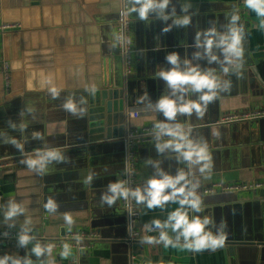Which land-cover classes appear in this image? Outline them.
<instances>
[{"label": "crops", "instance_id": "crops-1", "mask_svg": "<svg viewBox=\"0 0 264 264\" xmlns=\"http://www.w3.org/2000/svg\"><path fill=\"white\" fill-rule=\"evenodd\" d=\"M251 2L253 7H249L246 0H170L165 10L169 19L163 20L157 12H151L147 20H141L138 13L128 12L129 8L139 5L123 0L127 12V18L124 19L127 35L122 48L119 41L117 45L111 31L112 15L118 12V0H40L36 6L31 4V0H0V22H16L23 27L22 31L5 34L0 40L2 56L10 67V87L12 69L21 57L31 62L33 68H43L32 74L30 93H27V112L20 114L27 123L24 127L25 137L29 139L32 149L41 141L40 146L69 155L66 165L47 174L49 181L44 184L45 205L49 200L56 205L54 210H48L49 215L56 223H65L67 233L81 231L95 234V242L99 243L97 245L108 246L112 256L118 259L125 258L124 253L129 246L125 243L128 237L127 217L119 198L112 205L103 200L105 195H113L109 186L118 183L124 163L122 145L103 144L99 151L87 155L84 163L78 162L85 157V153L84 156L77 155L83 151L78 145L77 133L79 88L84 81L78 71L82 67L93 66L96 73L100 72L108 79L125 80L128 85L127 110L140 113L137 119L127 123L128 129L153 126L158 131H165L157 125H167L178 133L165 142L137 147L136 179L138 189H146L145 192L141 191L143 195L147 196L150 180H161L165 176L175 179L181 172L189 178L191 189L194 185L195 195L201 201L211 195L205 194V190L217 183L264 180V119L252 123L241 122L242 125H220L219 122L222 116L229 113L264 109V71L261 74L260 70L249 69L246 62L247 42H241L239 38V48L242 50L240 57H228L225 52L227 45L217 47L214 44L211 55L206 52V57L196 59L195 52L189 65H181V60H178L175 67L181 72L193 68L201 73L211 71L217 79L218 87L213 90L215 98L206 106L200 97L208 89L196 91L190 84L173 88L158 76L160 71H169L174 67L166 57L175 52L176 46L167 40L175 33L187 32L195 38L198 26L210 25L220 31L226 29L228 43L231 44L232 29H237L239 36L241 26L246 23V31L251 34V45L264 49V37L259 36L258 44H255L254 33L258 32L252 29L253 24L264 29V16L254 10L258 0ZM186 5L187 12L183 11ZM184 15L191 16L190 24L186 27L175 25L174 19ZM3 16L9 20H4ZM233 17L238 19L233 21ZM28 35L32 36V41H29ZM109 43L110 48L107 50ZM140 45L142 47L137 49ZM146 45L150 46L146 48ZM170 45L172 48H166ZM150 47H153L152 50H147ZM216 49L217 59L211 60ZM117 53L119 56H114ZM229 58L231 63L228 62ZM248 59L250 61L249 55ZM179 67L187 69L181 70ZM224 68L229 71L225 73ZM45 73L47 84L46 88H42ZM2 94L3 83L0 78V96ZM163 98L175 101L177 107L189 101L200 102L204 108L203 115L195 111L191 115L177 112L173 119H168L157 107ZM0 106L6 104L1 102ZM4 113V116H0L2 140L13 135V128L8 123L12 114L6 108ZM214 126L220 129L216 136L210 131ZM36 133H39V138L34 135ZM173 139L181 144L191 142L194 146L206 144L211 167L202 172L203 161L191 163L184 159L181 153L188 151L187 147L180 151L174 146L162 150L158 147ZM17 152L16 148L8 147L5 150L6 154ZM10 159L14 160V157ZM3 160L7 162V159ZM4 172L5 169L1 168L0 222L16 224L17 227L10 229L34 232L37 214L28 179H17ZM89 176L92 177L90 181ZM172 191L168 188L165 194H171ZM237 194L233 203L208 207L202 201L203 210L200 212L191 210L188 205L183 207L190 219L198 217L203 220L207 217L211 220L205 231H210L214 236L221 233L226 235L225 244L220 248L228 252L230 264H264V190ZM147 203V199L138 203L140 218L136 226L139 238H142L140 228H143L146 237H154L157 241L163 229L150 233L147 228L156 226L153 223L156 220L166 222L169 214L181 205L178 197L155 208H149ZM13 205L18 206L20 211L9 218L7 213ZM66 217L71 218V224ZM55 231L57 233V229ZM38 244L44 250L39 256L31 251L29 242L0 244V259L7 257V264H13L14 261H19V264H67L69 258L77 260V253L73 249H67L65 255V250L49 251L44 244ZM91 250L87 264H98L100 259L93 257ZM61 254L63 261L60 259ZM186 262V258L177 259L178 264Z\"/></svg>", "mask_w": 264, "mask_h": 264}, {"label": "water", "instance_id": "water-1", "mask_svg": "<svg viewBox=\"0 0 264 264\" xmlns=\"http://www.w3.org/2000/svg\"><path fill=\"white\" fill-rule=\"evenodd\" d=\"M39 1L40 0H31V4L33 6H36L37 2ZM118 5L119 16L118 12L117 14L114 13L112 15L113 19L111 24V31L112 35L117 41V45L119 41L121 47L123 48V45L126 41L125 36L127 35L126 25L124 22V19L127 18V12L126 4L123 3V0H118ZM4 20L8 21L9 19L4 18ZM205 27L207 28L205 29ZM246 28L247 24L244 23L239 30V38L241 42H247L248 44L247 54L250 57V61L247 55L246 62L250 70H260L262 74V71H264V49L260 48L259 46L253 47L251 45V34L246 31ZM211 29H215V35L211 38L216 43H219L222 37H228L226 29L220 31L216 27L204 25L200 27L198 26L197 31V33H200V46H197V33L195 38L190 32H187V34L175 33L167 40V42H172V44H175L176 49L174 53L177 54L179 59L181 60L179 61L181 65H189L190 60L195 52L196 59L206 57V52L208 51L204 46L205 40L207 38L205 34L208 33ZM252 29L258 32L254 33L255 44H258L259 36H261L262 38L264 37V29L262 28V26L261 28H258L256 24H253ZM22 30L23 27L21 28V31ZM28 37H30L28 38L29 41H32V36L28 35ZM147 46L149 47L150 45H146V48ZM141 47L142 46L140 45L137 49ZM109 48L110 43L107 46V50ZM152 48L153 47H150L147 50H152ZM166 48H172V45ZM216 54L217 49L215 50V53H213V56H216ZM114 56H119V53L115 54ZM186 61L188 62L186 63ZM86 62L88 63V58ZM94 68L95 67L93 66H87L82 67L78 71L79 77L84 80L80 85L78 98V145L83 149V151H81L77 155L84 156L85 153V157L79 159L78 162L80 163L85 162L87 155L91 156L95 152L99 151V149L102 148L103 144L120 143L124 151V143L122 141V137L128 130V124L125 117V114L128 111L127 108L129 107L127 94L128 85H126L124 79L121 80V82L119 78H115V81L113 79H108L102 73H96ZM179 68H181V70L187 69V67ZM33 69L35 71H33ZM42 69V67L33 68L31 66V62L21 57L20 61L16 63L15 68L12 69L11 72V90H9L7 94H2V96H0V103L3 102V104H6V106L4 107L0 106V116H4L5 108L8 109L10 115L12 114V117H9L10 119L8 123L13 128V135H11L6 140L0 139V169L4 168V174H10V176H13L17 179H21L24 177L28 179L27 183L31 186L30 194L33 195V204L35 205L37 214V222L33 226L35 228L34 235L36 237L43 236L44 239H47L63 237L68 232L66 224L62 222L56 223L54 219L49 215L48 209L45 208L44 195L46 189L44 184L49 181V179L47 178V174H50L64 167L66 165L65 161L67 160V156L69 155L64 154L61 151H57L60 158L53 159L48 162L43 170L29 169L26 163H22V161H25L29 158H36L37 152L43 153L46 151H53L51 148L44 145L40 146L41 141H38L39 145H37L35 149H32L31 144L28 143L29 139H27L24 134V127H26L27 125L26 120L23 116L20 117V114L22 112H27L29 98V94L27 93H30L29 89L31 76L33 73H37V70ZM45 77L46 73L42 79V88H46L47 83ZM252 122L258 121L253 120L248 123ZM234 125L242 124L234 123ZM212 128L215 129L217 133L220 130L217 126H214ZM213 129H211L210 131L213 132ZM13 140L16 141V144H20L23 147L18 148L16 144L12 143ZM215 144L216 143L213 142V146H215ZM8 147L16 148L18 149V152L13 155L6 154L5 150ZM11 157H14V160L10 159ZM3 159H7V162ZM255 177L258 178V176ZM179 187H185V195L188 192H196L193 184L191 189L189 178H187L186 176L185 180L180 181L178 188ZM141 191L145 192L146 189L141 188ZM237 195V193L222 194L219 192H213V194L204 197L202 201L203 204L208 207L218 206L220 204L235 202L237 199ZM177 197L179 198V200L184 199V195L178 194ZM188 199H190V196L188 197ZM9 227L11 228L17 226L16 224L10 223L8 221L0 222V230L4 228L10 229ZM138 227H140L139 224ZM56 229L57 233H55ZM148 229L149 228H147V231ZM140 231H142V238L139 242L131 246H128L126 244L128 247L126 252L124 253L125 258H115L112 256V253L110 252L108 246L102 247L101 244L97 245L99 244L98 242H93V249L90 248L89 250L79 253L75 263H72V258L66 260V263L68 264L69 262L70 264H87V260H89L88 255L90 254V250L92 249V256L100 259V261H98V264H111L112 262L114 264H178V258H186L187 262L185 264H230V256L228 252L223 251L220 247L216 249L208 247L199 250L185 247V245L191 243L194 238L190 237L186 241L184 237L180 235L182 229L174 231L171 227L163 228V232L171 241V243L167 245L160 239L153 243L145 242V229L140 228ZM29 243L31 251H33V249L39 245L38 243H42L46 246L44 241H29ZM60 259L61 261L64 260L62 254L60 256Z\"/></svg>", "mask_w": 264, "mask_h": 264}, {"label": "clouds", "instance_id": "clouds-1", "mask_svg": "<svg viewBox=\"0 0 264 264\" xmlns=\"http://www.w3.org/2000/svg\"><path fill=\"white\" fill-rule=\"evenodd\" d=\"M129 3L133 5H139V7L133 6L128 9V12H136L138 13L141 20H147L149 14L151 12H157L159 17L163 20L169 19L167 15H165V10L168 8L170 0H129ZM246 3L249 7H253L251 0H246ZM188 6L186 5L183 8V11L187 12ZM254 10L258 12L259 15L264 16V0H258V3L255 5ZM173 15L175 13L173 12ZM238 19V17H233V21ZM191 22L190 15H184L183 17L174 19L175 25L188 26ZM169 29H165L168 31ZM206 35L205 47L211 55V50L214 44L219 47L220 45H227L225 48V52L228 57L235 56L240 57L242 55V50L239 48V36L238 30L232 29V42L228 43V37H222L217 44L211 37L215 35V29L209 30ZM200 33H197V46L199 44ZM167 61L170 62L174 67L169 71H160L158 76L165 80L171 87L177 88L180 85L190 84L196 91H202L203 89H208V92L200 97V100L203 102V105L206 106L210 101L215 98V92L213 91L218 87L217 79L212 75L211 71L201 73L196 69H189L186 72H181L178 67L179 57L177 54L173 53L166 57ZM217 57L211 56V60H216ZM228 62L231 63V59H228ZM187 63V61H186ZM229 71L228 68H224V72L227 73ZM71 107V105H69ZM157 107L163 111L164 115L168 119H173L177 112L186 113L191 115L193 111H195L199 115H203L204 108L202 107L200 102H192L189 101L182 106L177 107L175 101L170 100L168 98H163L157 105ZM157 127H163L166 133L170 136L176 137L178 135L177 132H174L168 128L167 125H157ZM37 138H39V133L34 134ZM213 135L216 136L218 133L215 129H213ZM183 139V137H180ZM12 143L16 144V141H12ZM18 148H22L23 146L20 144H16ZM174 146L177 151L187 147L188 151L182 152L184 159L188 160L191 163H200L204 162L201 171L203 172L205 169H209L211 167V157L208 151L207 145L203 146H194L191 142H187L186 144L177 143L175 139L169 141L164 145H158L161 150L164 147ZM59 153L57 151H46V152H37L36 158H29L22 163H26L29 169H39L43 170L48 162L53 159H59ZM92 179L89 176L88 180ZM185 180V174L181 172L175 179L165 176L163 179H152L149 181V188L147 189V196L143 195L140 189L132 192L131 195L134 196L138 203L143 202L147 199V206L149 208H155L162 206L164 203L169 200L175 201L177 199V195H184V199L179 200L180 208L171 212L168 216L166 222L161 223V221L156 220L153 223L157 228H168L171 227L174 231L182 229L180 235L184 237L187 241L190 237L194 238L191 243L185 245L187 248H193L196 250L202 248L211 247L213 249L223 247L226 241V235L221 233L218 236H214L210 231H205L206 226L211 223L209 218H204L201 220L198 217L189 218L188 211L184 210V205H188L189 208L193 211L200 212L203 209L201 208V199L195 195L194 192H188L185 195V187L177 188V185L180 184V181ZM171 188L173 189L171 194H165V190ZM109 191L113 193V195L108 196L105 195L103 200L106 201L109 205H112L118 198L123 197L127 199L129 195V190L124 188L122 183H115L109 186ZM192 197V199H188V197ZM56 205L49 200V202L45 205V208L48 210H54ZM20 211L18 206L13 205L10 211L7 213V216L10 218L17 214ZM66 220L69 224L72 223L71 218L66 217ZM30 237L27 235H23L20 237L21 244H27ZM160 240L164 241L167 244H170L171 241L167 237L164 232H161ZM144 241L147 243H153L155 241L154 237H145ZM49 251H51V246H49ZM37 256L41 255L44 251L39 246H37L34 250ZM65 255L67 254V245H65ZM7 257L4 259H0V264H7ZM13 264H19V261H14ZM30 264V262H29Z\"/></svg>", "mask_w": 264, "mask_h": 264}, {"label": "built area", "instance_id": "built-area-1", "mask_svg": "<svg viewBox=\"0 0 264 264\" xmlns=\"http://www.w3.org/2000/svg\"><path fill=\"white\" fill-rule=\"evenodd\" d=\"M21 24L16 22H0V40L5 34L21 30ZM10 67L7 61L2 56V48L0 42V78L3 83V94H7L10 90L9 81ZM138 111H127L125 114L127 123L131 120H135L139 117ZM264 119V109L243 110L237 113H229L220 118L221 124H234L253 120ZM172 138L165 131H158L155 127H144L138 130L128 129L126 134L122 137L124 143V163L120 172L118 183H122L124 188L129 190L127 199L120 197L119 202L123 208L127 217V231L128 237L125 243L129 246L139 242V231L137 229V222L140 218V212L138 210V202L132 192L138 189L136 179V167H137V155L136 149L139 145H147L152 143L165 142ZM264 190V180L260 179L251 182H239V183H217L212 185L209 189L205 190V194H212L213 192H219L222 194H234V193H256ZM159 228L156 226L149 227L150 233H156ZM27 235L30 237L29 241H44L46 246L51 250H65L73 249L76 251L77 256L79 253L88 250L91 244L97 240L95 234L76 231L73 233H67L63 237L47 238L43 236L36 237L33 231H26L24 229H8L4 228L0 230V244H9L12 241H20V237ZM28 241V242H29ZM75 259H73L74 261ZM75 263V261L73 262Z\"/></svg>", "mask_w": 264, "mask_h": 264}]
</instances>
